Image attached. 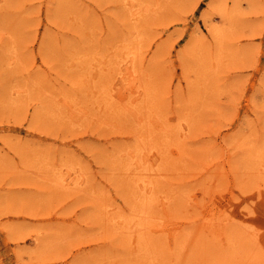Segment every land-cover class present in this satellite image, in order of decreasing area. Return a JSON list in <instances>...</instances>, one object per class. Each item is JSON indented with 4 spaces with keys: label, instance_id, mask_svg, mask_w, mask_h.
I'll return each instance as SVG.
<instances>
[{
    "label": "rangeland",
    "instance_id": "rangeland-1",
    "mask_svg": "<svg viewBox=\"0 0 264 264\" xmlns=\"http://www.w3.org/2000/svg\"><path fill=\"white\" fill-rule=\"evenodd\" d=\"M133 1L0 0V264H264V0Z\"/></svg>",
    "mask_w": 264,
    "mask_h": 264
},
{
    "label": "bare ground",
    "instance_id": "bare-ground-1",
    "mask_svg": "<svg viewBox=\"0 0 264 264\" xmlns=\"http://www.w3.org/2000/svg\"><path fill=\"white\" fill-rule=\"evenodd\" d=\"M124 1H125V0H124ZM132 1H133V0H132ZM144 1H145V0H136V2H138V3H137L138 7L136 6L137 8H134L133 10H131V14L134 15L133 17H134V20H135V21H134V24H133V25H134V28L130 31L129 36L125 37V38H126V41H125L124 44H123L124 47L128 49V51H127V49H125V50H126V53H127V54H126V53H125V54H126V55L130 54L129 56L132 57L131 59H132L133 62L136 60V57H137V53H136V52H138V54L141 53L140 51H141V42H142V40H143V34H145V36L148 35V33H147L148 30H145L146 27H144L143 24H144V23H147V22L149 21V19L152 18V14H153V13L150 12V11H151V9H150V8H151V7H150L151 4H150V6H149V4H144ZM119 2H120V0H119ZM128 2H129V1H128ZM133 2H134V1H133ZM149 2H151V1H149ZM154 2H155V1H154ZM128 4H129V3H128ZM128 4L126 3V5H128ZM152 4H153V2H152ZM216 4H217V2H216ZM121 5H122V4H121ZM126 5H125V6H126ZM214 5H215V4H214ZM133 6H135L134 3H133ZM155 6H156V5H155ZM212 6H213V4H212ZM216 6H217V5H216ZM128 7L130 8L129 5H128ZM223 7H225V6L223 5ZM124 8H126V7H124ZM211 8H212V7H211ZM214 8H215V6H214ZM214 8H213V9H214ZM216 8H217V7H216ZM219 8H221V4H220V7L218 6V9H219ZM224 9H225V8H224ZM124 10H125V9H124ZM155 10H156V9H155ZM220 10L223 11V9H220ZM127 11L129 12L130 9H127ZM127 11H124V12L127 13ZM209 11H210V10H209ZM209 11H208V12H209ZM143 12H144V13H143ZM152 12H153V11H152ZM208 12H207V13H208ZM211 12H212V10H211ZM226 13H227V12H225L224 14L222 13V14H223L222 16H226V17H227V15H225ZM127 14H128V13H127ZM127 14H126V15H127ZM129 14H130V12H129ZM143 15H144V16H143ZM205 15H207V14L204 13V16H205ZM127 16H130V17H131V15H127ZM222 16H221V18H222ZM223 18H224V17H223ZM223 18H222V20H223ZM228 18H229V17H228ZM224 20H226V19H224ZM224 20H223V21H224ZM230 23H231V22H230ZM222 24H226V22L224 21V23H222ZM216 27H218V26H216ZM220 27H221V26H219L218 29H220ZM230 27H231V25H230ZM212 30H214V28H212ZM215 31H216V30H215ZM215 31H214V32H215ZM223 31H224V30H223ZM219 32H221V31L219 30ZM215 33H216V32H215ZM216 34H217V33H216ZM221 34H222V33H221ZM217 35H218V34H217ZM223 35H224V34H223ZM223 35H222V36H223ZM148 36H149V35H148ZM218 36H219V35H218ZM224 36H225V35H224ZM215 37H216V36H215ZM221 38L223 39L224 37H219L218 39H221ZM218 41H219V40H218ZM219 42H220V43H219ZM219 42H218V44H220V47H221V46H222V45H221V41H219ZM134 48H135V49H134ZM217 48H219V45L217 46ZM121 49H124V48L121 47ZM130 49H132V50H130ZM202 50H203V51H202ZM202 50H201V51L204 52V49H202ZM217 50H218V49H217ZM219 50H221V48H219ZM135 51H136V52H135ZM199 51H200V50H198V54H199ZM119 52H120V51H119ZM122 52H123V50H122ZM202 52H200V53H202ZM207 52H208V51H207ZM209 52H210V51H209ZM220 52L222 53V50H221ZM220 52H219V54H220ZM205 53H206V52H205ZM205 53H204V54H205ZM217 53H218V52H217ZM88 54H89V53H87V55H88ZM105 54H106V53H105ZM105 54H104V55H105ZM114 54H116V52H115ZM117 54H118V53H117ZM117 54H116V55H117ZM119 54H120V55H119L118 57H120V56L123 57V53H119ZM121 54H122V55H121ZM141 54H142V53H141ZM219 54H218V55H219ZM90 55H91V54H90ZM93 55H94V54H93ZM93 55H92V56H93ZM99 55H100V54H99ZM116 55H115V57H116ZM126 55H125V56H126ZM196 55H197V54H196ZM202 55H203V53H202ZM202 55L200 54V57L197 55L199 58H198V57H195V58H198L199 60H201V58H202V60H203L204 57H201ZM206 55H207V54H206ZM206 55H205V57H206ZM216 55H217V54H216ZM92 56H91V58H92ZM94 56H95V55H94ZM107 56H108V54H107ZM129 56H127V58H128ZM88 57H89V55H88ZM95 57L97 58V56H95ZM101 57H106V55H105V56L102 55ZM110 57H111V56H110ZM118 57H116V59H117ZM214 57H215V55H214ZM217 57H219V56H217ZM217 57H216V58H217ZM82 58H83V57H82ZM112 58H113V57H112ZM216 58H214V59L212 58V59L215 60ZM84 59H85V58H84ZM84 59H82V60L84 61ZM87 59H90V58H87ZM94 59H95V58H94ZM94 59H93V60H94ZM97 59H98V58H97ZM97 59H96V60H97ZM105 59H107V57H106ZM113 59H114V58H113ZM116 59H114V62H115ZM219 59H220V58H219ZM98 60L101 61V59H98ZM111 60H112V59H111ZM122 60L124 61V59H122ZM122 60H121V62H122ZM195 60H196V59H195ZM199 60H198V61H199ZM205 60H206V58H204V61H205ZM207 60H208V58H207ZM213 60H212V61H213ZM217 60H218V58H217ZM13 61H14V60H13ZM85 61H86V60H85ZM87 61L89 62V60H87ZM87 61H86V62H87ZM103 61H104V60H103ZM105 61H106V60H105ZM107 61H108V60H107ZM107 61H106V62H107ZM118 61H119V60H118ZM204 61H203V63H204ZM215 61H216V60H215ZM218 61H219V60H218ZM218 61H217V63H218ZM116 62H117V60H116ZM125 62H126V61H125ZM135 62H136V61H135ZM135 62H134V64H135ZM200 62H201V61H200ZM209 62H210V61H209ZM84 63H85V62H84ZM109 63H110V62H109ZM111 63H112V62H111ZM195 63H196V62H195ZM198 63H199V62H198ZM198 63H197V64H198ZM203 63L201 62L199 65H201V64H203ZM210 63H211V62H210ZM92 64H93V63H92ZM95 64H96V63H95ZM100 64H101V63H100ZM104 64H105V63H104ZM113 64H114V63H113ZM118 64L121 65V64H123V63H119V62H117L116 65H118ZM124 64H125V63H124ZM197 64H196V66H197ZM206 64H208V63H206ZM206 64H205V66H206ZM128 65H129V64H128ZM132 65H133V63H132ZM136 65H137V64H136ZM136 65H134V66H136ZM203 65H204V64H203ZM94 66H95V65H94ZM102 66H103V65H102ZM187 66H189V65H187ZM209 66H211V64L208 65V67H209ZM212 66H213V65H212ZM104 67H105V66H104ZM193 67H195V66H193ZM206 67H207V66H206ZM208 67H207V68H208ZM89 68H90V67H89ZM120 68H121V67H120ZM120 68L117 67L116 69L119 70ZM136 68H137V67H135V68L133 67V69H136ZM189 68H190V67H189ZM202 68H203V67H202ZM202 68H201V69H202ZM93 69H94V68H93ZM101 69H102V68H101ZM111 69H112V70H110V72L113 71V66H112ZM116 69L114 68V71H115ZM137 69H138V68H137ZM137 69H136V70H137ZM197 69H198V68H197ZM204 69H206V68L204 67ZM209 69H210V68H209ZM213 69H214V68H213ZM215 69H216V68H215ZM80 70H81V69H80ZM105 70H107L106 67H105ZM118 70H117V71H118ZM120 70H121V69H120ZM136 70H135V72L133 71V72H134V75H135V73H136ZM187 70H188V69H187ZM194 70H195V69H194ZM90 71H91V70H90ZM107 71H108V70H107ZM107 71H106V72H107ZM189 71H190V70H189ZM196 71H197V70H196ZM202 71H203V70H202ZM206 71H207V70H206ZM210 71H211V70H210ZM83 72H84V71H83ZM83 72H82V73H83ZM122 72H123V71H122ZM137 72H138V71H137ZM98 73H99V72H98ZM100 73H101V72H100ZM120 73H121V72H120ZM120 73H119V74H120ZM198 73H199V72H198ZM200 73H201V72H200ZM202 73H204V71H203ZM206 73H208V72H206ZM83 74H84V73H83ZM83 74H82V76L84 77V75H85L86 73H85L84 75H83ZM107 74L110 75V73H107ZM107 74H105V75H107ZM112 74H113V72H112ZM86 75H87V74H86ZM94 75H95V74H94ZM114 75H117L116 72H115ZM137 75H138V74H137ZM139 75H140V73H139ZM78 76H79V75H78ZM95 76H96V75H95ZM201 76H202V75H201ZM209 76H210V75H209ZM209 76H208V77H209ZM79 77H80V76H79ZM83 77H82V78H83ZM96 77H97V76H96ZM101 77H102V76H101ZM112 77L115 79V77H117V76H115V77L112 76ZM88 78H89V77H88ZM132 78H133V77H132ZM79 79H81V78H79ZM83 79H84V78H83ZM94 79H95V78H94ZM99 79H100V78H99ZM116 79H117V78H116ZM116 79H115L114 81H116ZM202 79H203V78H202ZM202 79H201V80H202ZM95 80H97V79H95ZM206 80H208V79H206ZM82 81H83V80H82ZM85 81L88 82L87 80H85ZM91 81H92V80H91ZM141 81H142V80H141ZM86 82H85V83H86ZM102 82H103V81H102ZM104 82H105V81H104ZM104 82H103V83H104ZM202 82H203V81H202ZM80 83H81V82H80ZM99 83H100V82H99ZM111 83H113V82H111ZM147 83H148V82L146 81V84H147ZM205 83H206V81H205ZM140 84H141V83H140ZM140 84H139V85H140ZM144 84H145V83H143V85H144ZM21 85H22V84L19 85V88H18V86L16 87V85H15V87H16L17 89H20V86H21ZM88 85H89V84H88ZM139 85H138V86H139ZM143 85H140V87L143 86ZM22 86H23V85H22ZM112 86H113V84L111 85V87H112ZM15 87H13V88H15ZM107 87H109V86H107ZM140 87H139V88H140ZM144 87H145V86H143V89L146 88V87H145V88H144ZM148 87H149V86H148ZM11 88H12V87H11ZM13 88H12V89H13ZM16 88H15V89H16ZM88 88H89V87H88ZM88 88H87V89H88ZM12 89H11V90H12ZM23 89H24V88H23ZM137 89H138V88H136V90H137ZM141 89H142V88H141ZM150 89H151V86H150ZM11 90H10V91H11ZM89 90H90V88H89ZM110 90H111V88H110ZM145 90H147V88H146ZM8 91H9V90H8ZM90 91H92V89H91ZM90 91H88V93H89ZM138 91H139V90H138ZM11 92L13 93V91H11ZM92 92H94V91H92ZM147 92H149V91H147ZM150 92H151V91H150ZM7 93H8V92H7ZM7 93H6V95H7ZM12 93H11V94H12ZM88 93H87V94H88ZM111 93H112V90H111ZM138 93H139V92H138ZM8 94H9V93H8ZM11 94H10V95H11ZM18 94H19V93H18ZM18 94H17V95H18ZM20 94H21V93H20ZM144 94H145V96H142V97H146V96H147L146 93H144ZM22 95H23V93H22ZM133 96H134V94H133ZM148 96H149V94H148ZM148 96H147V97H148ZM7 97H11V96H8V95H7ZM7 97H6V99H5V102H7L6 100H8V99H9V101L11 100L10 98H7ZM12 97H13V94H12ZM74 97H75V96H74ZM112 97H114V96H112ZM152 97H154V96H152ZM13 98H14V97H13ZM16 98H17V97H15V99H16ZM20 98H21V97H20ZM20 98L18 97L17 100H19ZM98 98H99V97H98ZM148 98H149V97H148ZM3 99H4V97H3ZM88 99H89V98H88ZM90 99H91V98H90ZM111 99H112V98H111ZM152 99H154V98H152ZM20 100H22V99H20ZM75 100H77V97H76ZM112 100H113V99H112ZM130 100H131V99H130ZM141 100H142V99H141ZM141 100H139V102H140ZM24 101H25V100H24ZM79 101H80V100H79ZM89 101H90V100H89ZM143 101L146 102V99L143 100ZM143 101H142V103H143ZM149 101H150V99H149ZM151 101H152V100H151ZM20 102H21V101H19V103H20ZM22 102H23V101H22ZM97 102H98V101H97ZM99 102H100V101H99ZM147 102H148V101H147ZM13 103H14V102H13ZM80 103H81V102H79V103H77V104L80 105ZM87 103H88V102H86V104H87ZM91 103H92V102H91ZM102 103H103V102H102ZM4 104H5V103H4ZM6 104H7V103H6ZM6 104H5V105H6ZM9 104H10V103H9ZM11 104H12V103H11ZM11 104H10V106L13 107V105H14V104H17V103H14L13 105H11ZM21 104H22V103H21ZM52 104H55V103H52ZM71 104H72V103H71ZM75 104H76V103H75ZM88 104H89V103H88ZM94 104H95V103H94ZM94 104H93V105H94ZM99 104H101V103H99ZM131 104H133V103H131ZM136 104H137V103H136ZM138 104H139V103H138ZM152 104H153V102H152ZM5 105H4V106H5ZM49 105H50V104H49ZM79 105L77 106L78 108H80ZM82 105H85V104L82 103ZM103 105H104V104H103ZM125 105H126V104H125ZM140 105H141V104H140ZM143 105H144V104H143ZM154 105H155V104H154ZM7 106H8V105H7ZM16 106H17V105H16ZM46 106H47V105H46ZM50 106H51V105H50ZM53 106H54V105H53ZM90 106H91V104H90ZM95 106H96V105H95ZM97 106H98V104H97ZM129 106H131V105H129ZM129 106H128V107H129ZM146 106H147V105H144L143 108H145ZM150 106H151V104H150ZM150 106H149V107H150ZM152 106H153V105H152ZM77 107H76V109H77ZM85 107H86V106H85ZM87 107H88V105H87ZM132 107H133V106H131V108H132ZM49 108H50V107H49ZM60 108H61V107H60ZM88 108H89V107H88ZM94 108H95V107H94ZM96 108H97V107H96ZM109 108H110V107H109ZM134 108H136V107H134ZM134 108H132V112H133L134 110H136V109H134ZM137 108H139V106H138ZM155 108H156V107H155ZM47 109H48V108H47ZM51 109H52V108H51ZM58 109H59V108H58ZM85 109H86V108H85ZM128 109H129V108H128ZM128 109H127V110H128ZM149 109H150V108H149ZM153 109H154V108H153ZM52 110H53V109H52ZM52 110H51V112H52ZM55 110H56V109H55ZM59 110H62V109H59ZM87 110H88V109H87ZM100 110H101V109H100ZM107 110H108V109H107ZM123 110H126V108L123 109ZM143 110H144V109H143ZM154 110H157V109H154ZM46 111H47V110H46ZM85 111H86V110H85ZM85 111H83V112H85ZM136 111H137V110H136ZM136 111H134V113H135ZM146 111H149V110H147V109L145 108L144 113H146ZM152 111H153V110H152ZM44 112H45V111H44ZM57 112H58V110H57ZM62 112H64V110H62ZM69 112H70V111H69ZM105 112H106V111H105ZM123 112H124V111H123ZM132 112H130V115L132 114ZM47 113H48V112H47ZM60 113H61V112H60ZM137 113H139V111H138ZM137 113H136V114H137ZM147 113H148V112H147ZM151 113H152V112H150L149 114H151ZM155 113H156V112H155ZM157 113H158V112H157ZM52 114H54V111H53ZM55 114H57V113H55ZM55 114H54V115H55ZM126 114H127V112H126ZM49 115H51L50 112H49ZM59 115H61V114H59ZM59 115H58V116H59ZM63 115H64V114H63ZM65 115H66V113H65ZM67 115H68V113H67ZM133 115H134V114H133ZM133 115H132V116H133ZM139 115H141V113H139ZM139 115H137V116H139ZM56 116H57V115H56ZM137 116H136V117H137ZM146 116H147V114H146ZM146 116H145V118H146ZM154 116H155L154 113H153V116H152V117H151V115H150V118H151L150 120H152V118L154 119L157 115H156L155 117H154ZM50 117H51V116H50ZM52 117H53V116H52ZM62 117H64V116H62ZM65 117H66V116H65ZM68 117H70V116H67V118H68ZM158 117H160L159 114H158ZM60 118H61V117H60ZM133 118H135V115H134ZM133 118H132V120H134ZM137 118H138V117H137ZM156 118H157V117H156ZM71 119H72V118H71ZM158 119H159V118L154 119V120L157 121ZM137 120H138V119H137ZM142 120H143V118H142ZM142 120H141V122H142ZM232 120H233V119H232ZM232 120H231V121H232ZM145 121H147V118H146ZM158 121H160V120H158ZM158 121H157V123H161V122H163L162 120H161V122H158ZM135 122H136V121H135ZM137 122H138V121H137ZM137 122H136V123H137ZM152 122H153V121H152ZM157 123L155 122V125H156ZM163 123H164V122H163ZM230 123H231V122H230ZM137 124H139V123H137ZM141 124H142V123H141ZM146 124H147V123H146ZM148 124H149V122H148ZM164 124H165V123H164ZM164 124H163V125H164ZM150 125H151V124H150ZM152 125H153V123H152ZM155 125H154V126H155ZM157 125H158V124H157ZM141 126H142V125H141ZM146 127H147V126H146ZM138 128H139V127H138ZM147 128H148V127H147ZM149 128H150V126H149ZM156 128H157V126H156ZM160 128H161V124H160ZM162 128H164V126H163ZM164 129H169V128H166V127H165ZM164 129H163V131H166V130H164ZM133 130H134V129H133ZM138 130H139V129H138ZM138 130H137V131H138ZM158 130L160 131L161 129L158 128ZM158 130H157V131H158ZM137 131L134 130V132H137ZM159 131H158V133H159ZM138 132L140 133V131H138ZM146 132H147V130H146ZM149 132H150V131H149ZM151 132H152V131H151ZM160 133H161V131H160ZM166 133H167V132H166ZM166 133H165V134H166ZM168 133H169V130H168ZM137 135H139V134L137 133ZM143 135H145V134H143ZM143 135H142V136H143ZM153 135L155 136L156 134H153ZM167 135H168V134H167ZM148 136H149V135H148ZM151 136H152V135H151ZM154 136H153V137H154ZM157 136H158V135H157ZM160 136H161V135H160ZM134 137H135V134H134ZM163 137H164V135H163ZM165 137H166V136H165ZM140 138H141V136H140ZM158 138H159V137H158ZM133 139H134V138H133ZM147 139H148V137H147ZM138 140H140V139H139V136H138ZM141 140H142V139H141ZM148 140H149V139H148ZM159 140H160V138H159ZM145 141H146V140H145ZM162 141H163V140H162ZM134 142H135V141H134ZM137 142H138V141H137ZM137 142H136V143H137ZM142 142H144V141H139L138 143H142ZM148 142H149V141H148ZM148 142H146V143H148ZM152 142H153V141H152ZM160 142H161V141H160ZM132 143H133V142H132ZM136 143H135V144H136ZM146 143H145V145H146ZM149 143H151V140H150ZM133 144H134V143H133ZM143 144H144V143H143ZM152 144L154 145V143H152ZM139 145H141V144H139ZM147 145H148V144H147ZM153 145H152V146L149 145L150 148H149V146H148V147H144V148H145V149H146V148H149V149H150V153H151V151H153V149L151 148V147H153ZM155 145H156V144H155ZM126 146H127V145H126ZM133 146H134V145H132V148H131V149L134 148ZM135 146H136V145H135ZM129 147H130V146H129ZM127 148H128V147H127ZM140 148H141V147H140ZM123 149H124V146H123ZM129 149H130V148H129ZM129 149H128V150H129ZM145 149H144V150H145ZM155 149H157L156 146H155ZM155 149H154V150H155ZM118 150H120V149H118ZM128 150H127V152H128ZM136 150H137V149H136ZM144 150H143V153H142V151H141L140 154H144ZM157 150H158V149H157ZM27 151H28V150H27ZM115 151H116V150H115ZM115 151H114V152H115ZM155 151H156V150H155ZM36 152H37V151H36ZM114 152H113V153H114ZM116 152H118V151H116ZM116 152H115V153H116ZM125 152H126V151H125ZM125 152H121V153H125ZM132 152H134V151L132 150ZM132 152H131V153H132ZM146 152H147V150H146ZM158 152H159V151H157V153H158ZM22 153H23V152H22ZM25 153H26V152H25ZM34 153H35V151H34ZM115 153H114L112 156H114V155L117 156V154H115ZM148 153H149V152H148ZM148 153H147V154H148ZM150 153H149V154H150ZM152 153H153V152H152ZM159 153H160L159 156H160V158H161V155H163V154L161 153V151H160ZM28 154H29V153H28ZM28 154H27V155H28ZM39 154H40V153H39ZM39 154H38V155H39ZM111 154H112V153H111ZM134 154H135V153H134ZM149 154H148V155H149ZM125 155H126V154H125ZM25 156H26V155H25ZM32 156H33V155H32ZM32 156H31V157H32ZM40 156H41V155H40ZM120 156H121V154H120ZM130 156H132V154H131ZM141 156H142V155H141ZM28 157H29V156H28ZM44 157H45V156H44ZM150 157H151V156H150ZM25 158H26V157H25ZM35 158H38V157L35 156ZM108 158H109V156H108ZM119 158H120V157H119ZM129 158H130V157H129ZM131 158H132V157H131ZM137 158H138V157H137ZM140 158H141V157H140ZM146 158H147V157H146ZM152 158H153V157H152ZM26 159H27V158H26ZM32 159H33V158H32ZM104 159H105V158H104ZM109 159H110V158H109ZM135 159H136V157H135ZM141 159H142V158H141ZM148 159H150L149 156H148ZM154 159H155V156H154ZM24 160H25V159H24ZM44 160H45V159H44ZM114 160H115V157H114ZM116 160H117V159H116ZM116 160H115V161H116ZM133 160H134V158H133ZM151 160H153V159H151ZM162 160H163V157H162ZM33 161H34V160H33ZM45 161H46V160H45ZM117 161H118V160H117ZM122 161H123V160H122ZM142 161H143V160H142ZM159 161H160V160H159ZM28 162H30V161H28ZM107 162H108V161H107ZM124 162H125V161H124ZM138 162H139V160H138ZM149 162H150V161H149ZM154 162H155V160H154ZM26 163H27V162H26ZM26 163H24V164H26ZM31 163H32V162H31ZM41 163H42V162H41ZM66 163H71V162L66 161ZM72 163H73V162H72ZM115 163H116V162H115ZM134 163H135V162H134ZM136 163H137V162H136ZM136 163H135V164H136ZM147 163H148V162H147ZM147 163L145 162V164H147ZM158 163H159V162H158ZM158 163H157V164H158ZM160 163H161V162H160ZM35 164H36V163H35ZM35 164H34V165H35ZM38 164H39V163H38ZM142 164H143V163H142ZM154 164H155V163H154ZM154 164H153V165H154ZM29 165H31V164L29 163ZM29 165H25V166H29ZM55 165H56V164H54V166H53L52 168L56 167ZM65 165H66V164H65ZM71 165H72V164H71ZM71 165H69V166L71 167ZM74 165H75V164H74ZM111 165H112V164H111ZM32 166H33V163H32ZM60 166H64V165L61 164ZM72 166H73V165H72ZM75 166H76V165H75ZM116 166H117V165H116ZM140 166L142 167V165H140ZM140 166L137 165V166H136V169H139V168L141 169ZM150 166H151V165H150ZM156 166H157V165H156ZM36 167H38V165H37ZM39 167H40V166H39ZM43 167H44V166H43ZM47 167H48V166H47ZM47 167L44 168V169H45V171H44V175H45V173H46V168H47ZM57 167H58V166H57ZM65 167H66V166H65ZM65 167H64V168H65ZM70 167H69V169H71ZM114 167H115V166H114ZM122 167H123V166H122ZM137 167H139V168H137ZM148 167H149V164H148ZM148 167H147V168H148ZM32 168H33V167H32ZM60 168H63V167H60ZM60 168H59V169H60ZM66 168L68 169V167H66ZM74 168H75V167H74ZM124 168H125V167H124ZM149 168H150V167H149ZM151 168H152V167H151ZM151 168H150V169H151ZM42 169H43V168H42ZM42 169H39V170H42ZM44 169H43V170H44ZM59 169H58V171H59ZM113 169H114V168H113ZM116 169H117V168H116ZM39 170H38V172H41V171H39ZM49 170H50V169H49ZM49 170H48V171H49ZM114 170H115V169H114ZM146 170H147V169H146ZM36 171H37V170H36ZM53 171H54V170H53ZM70 171L72 172L73 169H71ZM136 171H137V170H136ZM143 171H144V170H143ZM149 171H150V170H149ZM155 171H156V170H155ZM49 172H50V171H49ZM49 172L47 173L48 175H49ZM51 172H52V171H51ZM51 172H50V173H51ZM60 172H61V171H60ZM64 172H65V171H64ZM80 172H81V171H80ZM116 172H117V175H118V173H121L120 170H119V172H118V170H117ZM123 172H124V171H123ZM123 172H122V173H123ZM127 172H128V171H127ZM130 172H131V171H130ZM132 172H133V169H132ZM41 173H42V172H41ZM56 173H57V172H56ZM65 173H67V172H65ZM65 173H64V174H65ZM82 173H83V172H82ZM122 173H121V174H122ZM142 173H143V172H141V173L138 172V174H142ZM151 173H152V172H150V174H151ZM51 174H52V173H51ZM51 174H50V175H51ZM58 174H59V172H58ZM62 174H63V172H62ZM64 174H63V176H64ZM124 174H125V172H124ZM128 174H130V173H128ZM131 174H132V173H131ZM136 174H137V173H136ZM144 174L147 175L145 172H144L142 175L144 176ZM150 174H149V172H148V176H150ZM154 174H155V172H154ZM41 175H43V174H41ZM50 175H49V176H50ZM56 175H57V174H56ZM56 175L53 177V180H51V181H53V182H54V180H55V182L58 181V179H54V178L56 177ZM67 175H68V173H67ZM74 175H76V173H75V169H74ZM77 175H78V174H77ZM79 175H80V174H79ZM83 175H84V174H83ZM117 175H116V177H117ZM37 176H39V175H37ZM119 176H120V175H119ZM124 176H125V175H124ZM154 176H155V175H154ZM46 177H48V176L46 175ZM51 177H52V175L50 176V178H51ZM71 177H72V176H71ZM80 177H81V176H80ZM127 177H128V176H127ZM127 177H126V178H127ZM130 177H131V176H130ZM130 177H129V178H130ZM41 178H42V177H41ZM43 178H44V177H43ZM48 178H49V177H48ZM59 178H60V177H59ZM81 178H82V177H81ZM126 178H124V180H125ZM136 178H137V177H136ZM150 178H151V177H150ZM45 179H46V178H45ZM63 179H64V178H63ZM77 179H78V177H77L75 180H77ZM127 179H128V178H127ZM147 179H148V181H149V178H148V177H147ZM152 179H153V178H151V181H153ZM43 180H44V179H43ZM61 180H62V178H61ZM61 180H60V181H61ZM69 180H70V179H69ZM136 180H137V179H136ZM143 180H144V179H143ZM60 181H58V182H60ZM63 181H64V180H63ZM79 181H80V180H79ZM79 181L77 180V182H79ZM122 181H123V180H122ZM47 182H48V180H47ZM55 182L52 183V184L54 185ZM58 182H57V185L59 184ZM74 182H75V181H74ZM85 182H86V181H85ZM118 182H121V181H118ZM130 182H132V181H130ZM134 182H135V181H134ZM49 183H50V182H49ZM65 183H66V182H64V186H65ZM137 183H138V182H137ZM137 183H136V184H137ZM145 183H146V182H145ZM148 183H150V182H148ZM152 183H153L154 186H155L156 183H154V182H152ZM157 183H158V182H157ZM62 184H63V183L60 182L59 187H60ZM74 184H75V183H74ZM142 184H143V182H142ZM55 185H56V184H55ZM75 185H76V184H75ZM122 185H123V184H122ZM126 185H128V184H126ZM126 185H123V187H124V188H127L128 186L125 187ZM132 185L135 186L134 183H133ZM137 185H138V184H137ZM151 185H152V184H151ZM68 186L71 187L70 185H68ZM68 186H65V187H68ZM72 186H73V185H72ZM80 186H81V185H79L78 187H80ZM82 186H83V185H82ZM138 186H139V185H138ZM144 186H148V184H147V185H144ZM149 186H150V185H149ZM57 187H58V186H57ZM62 187H63V185H62ZM62 187H61V188H62ZM73 187H75V186H73ZM121 187H122V186H121ZM136 187H137V186H136ZM136 187H135V188H136ZM152 187H153V185H152ZM155 187H156L155 189H157V186H155ZM138 189H140V188H138ZM138 189H137V190H138ZM146 189H147V188H145V191H146ZM155 189H154V190H155ZM121 190H122L121 193H123V189H121ZM154 190H153V191H154ZM126 191H127V190H125V192H126ZM130 191H131V190H130ZM133 191L135 192V190H133ZM141 191H142V190H141ZM141 191H139V192H141ZM155 191H156V190H155ZM155 191H154V194H155ZM125 192H124L123 194H125ZM156 192H157V191H156ZM144 193H145V192H144ZM144 193H143V194H144ZM123 194H122V197H124V196H125V197H128V196H129V195L126 196V194L123 196ZM128 194H129V193H128ZM151 194H152V193H151ZM151 194H149V195L151 196V199H150V198H149V199H150V202H153V201L156 199L157 196H155V198H154V200H153V198H152L153 195H151ZM144 195H146V194H144ZM131 196H132L131 198L133 199V195H131ZM141 197H142V196H141ZM128 198L131 199L130 197H128ZM145 198H147V195H146ZM129 199H128V200H129ZM132 199H131V200H132ZM136 199H137V198H136ZM124 200H126V199L124 198ZM145 200H146V199H145ZM151 200H153V201H151ZM129 201H130V200H129ZM132 201H133V200H132ZM132 201H130V202H131V203H134V201H133V202H132ZM143 201H144V199H143ZM123 202H124V201H123ZM148 202H149V201H148ZM150 202H149V204H152V203H150ZM103 203H104L105 205H107V202H106V203L103 202ZM103 203H102V204H103ZM135 203H136V202H135ZM146 203H147V202H146ZM102 204H101V205H102ZM104 204H103V205H104ZM110 204H111V203H110ZM136 204H137V203H136ZM136 204H135V206H136ZM103 205H102V206H103ZM105 205H104V207H106ZM126 205H128V204H126ZM131 205H133V204H131ZM107 206H108V205H107ZM111 206H112V205H111ZM128 206H129V208H131L130 205H128ZM135 206H133V207H135ZM138 206L140 207V209L142 208V207L140 206V204H138ZM142 206H143V205H142ZM145 206H146V208H147V209H145V210H149L147 204H145ZM152 206H153V205H152ZM139 207H138V209H136V208H135V209L138 210V212H139V211H140V212H143V210H142L143 208L140 210ZM106 208H107V207H106ZM151 208H153V207H151ZM103 209H105V208H103ZM103 209H101V210H103ZM112 209H113V208H112ZM112 209H111V210H112ZM118 209H119V208H118ZM120 209H121V208H120ZM131 209L133 210V208H131ZM135 209L133 210V213H135ZM101 210H100V211H101ZM152 210H153V209H152ZM152 210H149V211H152ZM114 211H115V210H114ZM122 211H123V209H122ZM98 212H99V211H98ZM101 212H102V211H101ZM105 212H106V211H105ZM108 212H109V214H111V215H112V214H113V215L115 214V212H114V213H110L111 211H108ZM112 212H113V210H112ZM129 212H130V211H129ZM147 212H148V211H147ZM116 213H119V211H118V212L116 211ZM122 213H123V212H121L120 214H121L122 217H123V214H122ZM148 213H149V212H148ZM150 213H151V212H150ZM150 213H149V214H150ZM105 214H107V212H106ZM126 214H127V213H126ZM126 214H124V216H125ZM128 214H131V213H128ZM142 214H143V213H140V215H142ZM107 215H108V214H107ZM111 215H109V216H111ZM116 215H118V214H116ZM144 215L146 216V214H143V216H144ZM151 215H153V213H151ZM109 216H106V218L109 217ZM136 216H139V215L137 214ZM104 217H105V216H104ZM112 217H113V216H112ZM119 217H121V216L119 215ZM127 217H128V216H126V218H127ZM149 217H150V215H149ZM106 218H105V219H106ZM115 218H118V216H116ZM126 218H125V219H126ZM120 219H121V218H120ZM120 219H118V221H117V220H116V221L119 222ZM123 219H124V217H123ZM141 219H142V218H141ZM108 220H111V219L108 218ZM113 220H115V219H113ZM143 220H145V217H144ZM116 221H115V222H116ZM122 221H123V220H122ZM124 221H125V220H124ZM113 222H114V221H113ZM115 222H114V223H115ZM108 223H109V221H108ZM110 223H111V221H110ZM110 223H109V224H110ZM128 223H129V222H128ZM142 223H143V222H142ZM147 223H149V222L147 221ZM116 224H117L118 226L120 225V224H118V223H116ZM123 224H124V223H123ZM145 224H146V223H145ZM150 224H151V223H150ZM150 224H149V225H150ZM113 225H115V224H113ZM126 225H127V226H129V225L131 226L132 224H127V223H126ZM137 225H138V224H137ZM151 225H152V224H151ZM151 225H150V226H151ZM111 226H112V225H111ZM146 226H147V225H146ZM125 227H126V226H125ZM136 227H137V226H136ZM136 227H135V228H136ZM143 227H144V226H143ZM130 229H132V228H130ZM133 229H134V228H133ZM133 229H132V230H133ZM138 229H139V227H138ZM144 229H145V228H144ZM124 230H125V229H124ZM140 231L142 232L141 228H140ZM140 231L137 232L138 235H141V234H139ZM141 232H140V233H141ZM144 233H146V232L144 231ZM144 233H142V234H144ZM133 235H134V234H133ZM148 235H149V234H146V237H147ZM142 236H143V235H141L140 237H142ZM130 237H133V236H130ZM137 237H138V236H137ZM146 237H145V238H146ZM131 239H132V238H131ZM137 239L139 240V237H138ZM141 239H142V238H141ZM149 239H150V236H149ZM152 239H153V238H152ZM152 239H151V242L153 241V243L155 244L154 240H152ZM129 240H130V238H129ZM132 240H133V239H132ZM143 240H144V239H143ZM143 240H142V242H144ZM145 240H146V239H145ZM146 241H147V240H146ZM136 242L138 243L137 240H136ZM140 242H141V241H140ZM140 242H139V244H140ZM141 244H142V246H143V243H141ZM146 244H147V243H146ZM146 244H144V245H146ZM155 245H156V244H155ZM128 246H129V245H128ZM137 246H139V245H136V247H137ZM152 247H153V246H152ZM138 248H141V247H138ZM138 248H137V249H138ZM145 248H146V246H145ZM145 248H142L141 250L143 251ZM153 248H154V247H153ZM243 248H244V247H243ZM130 249H131V248H130ZM146 249H147V248H146ZM148 249H149V248H148ZM148 249L145 250V251H148ZM150 249H151V248H150ZM246 249H247V248H246ZM133 250H134V249H133ZM237 250H238V249H237ZM150 251H152V249H151ZM234 251H235V250H234ZM132 252H133V251H132ZM137 252H139V251H137ZM143 252H144V251H143ZM148 252H149V251H148ZM152 252H153V251H152ZM238 252H240V249H239ZM240 253H241V252H240ZM240 253H239V254H240ZM246 253H247V252H246ZM249 253H251V251L248 252L247 254H249ZM140 254H141V253H140ZM142 254H143V253H142ZM148 254H149V253H148ZM154 254H155V252H154ZM233 254H234V253H233ZM237 254H238V253H237ZM247 254H246V255H247ZM127 255H129V254H127ZM136 255H137V253H136ZM158 255H159V253H158ZM163 255H164V256L161 255V258L163 257V258L166 259V257H165L166 255H165V254H163ZM235 255H236V254H235ZM235 255H234V256H235ZM249 255H250V254H249ZM249 255H248V257H249ZM251 255H253V254H251ZM231 256H232V255H231ZM146 257H147V256H145V258H146ZM151 257H152V255H151ZM151 257H150V258H151ZM240 257H241V255L239 256V258H240ZM158 258H159V256H158ZM163 258H162V259H163ZM165 259H164V260H165ZM236 259H237V257H236ZM236 259H234V260L236 261ZM253 259H254V258H252V260H253ZM146 260H147V259H146ZM149 260H151V259H149ZM149 260H148V261H149ZM167 260H168V259H167ZM167 260H166V262H167ZM219 260H221V258H219ZM222 260H223V259H222ZM228 260H229V259H228ZM239 260H240V259H239ZM241 260H242V259H241ZM241 260H240V261H241ZM247 260H248V258H247ZM152 261H153V259H152ZM158 261H159V260L156 261V264H157ZM214 261L217 262L218 259H217V261H216V260H214ZM225 261H226V258H225ZM231 261H233V260H231ZM150 262H151V261H150ZM162 262H163V260H162ZM162 262H161V264H162ZM220 262H221V261H220ZM241 262H242V261H241ZM241 262H240V264H241ZM169 263H170V262H169ZM218 263H219V262H218ZM228 263H229V262H228ZM238 263H239V262H238ZM244 263H245V262H243L242 264H244ZM246 263H247V262H246ZM246 263H245V264H246ZM147 264H148V263H147ZM158 264H159V263H158ZM164 264H165V263H164ZM166 264H167V263H166ZM220 264H223V263H220ZM231 264H232V263H231ZM234 264H235V263H234ZM249 264H250V263H249Z\"/></svg>",
    "mask_w": 264,
    "mask_h": 264
}]
</instances>
